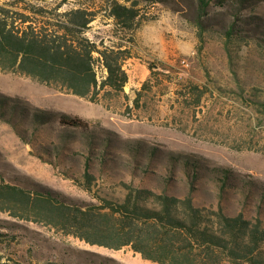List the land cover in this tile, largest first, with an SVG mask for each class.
Returning <instances> with one entry per match:
<instances>
[{
  "label": "rangeland",
  "instance_id": "rangeland-1",
  "mask_svg": "<svg viewBox=\"0 0 264 264\" xmlns=\"http://www.w3.org/2000/svg\"><path fill=\"white\" fill-rule=\"evenodd\" d=\"M26 1L53 8L61 0ZM118 1L139 10L129 35L117 32L104 0H68L62 10L80 4L96 10L99 17L88 32L90 38L107 45L120 40L131 48L132 58L124 64L128 83L122 92L105 88L82 98L57 85L0 70V96L8 97L10 104L30 112L65 113L92 131L87 136L58 120L35 125L22 116L24 110L16 117H0V180L39 184L86 204L97 202V195L122 198L123 182L158 190L159 179L166 174L165 157L174 156L198 160L206 172L197 181L199 204H209L217 195L201 192L214 190L208 174L215 168L264 184V0H213L202 19V32L196 23V0ZM234 22L243 36L227 39L226 28ZM97 66L102 82L104 69ZM108 138L112 141L105 151ZM136 143L144 150L155 148L159 157L150 163L142 157L134 162L126 146ZM86 156L95 176L92 193L79 182ZM145 169L149 174L142 180ZM177 172L174 178L179 182L182 176ZM224 196L231 212L246 207L248 217L260 215L264 220V202L255 194L230 189ZM11 223L18 228L11 229ZM0 232L15 236L2 245L8 253L25 255L30 248L29 256L41 262L59 260L72 251L115 264H158L130 247L91 245L50 225L2 211Z\"/></svg>",
  "mask_w": 264,
  "mask_h": 264
},
{
  "label": "trees",
  "instance_id": "trees-1",
  "mask_svg": "<svg viewBox=\"0 0 264 264\" xmlns=\"http://www.w3.org/2000/svg\"><path fill=\"white\" fill-rule=\"evenodd\" d=\"M25 1L0 4L1 71L18 72L42 83L57 85L82 98L94 97L105 88L117 93L124 90L128 83L124 64L132 58L131 48L120 40L107 45L102 39L90 38L88 32L99 17L96 10L85 4L62 10L68 0H61L53 8L27 5ZM196 1V23L202 32V19L208 15L213 0ZM20 3L26 8H17ZM103 6L114 20L117 32L129 35L135 30L139 18L136 5L104 0ZM235 25L234 22L226 28L227 39L243 36ZM98 63L106 70L102 82L97 76ZM9 101L8 97L0 96V117H16L24 110L22 116L35 125L58 120L67 129L79 130L87 136L92 133L77 117L30 112ZM111 141L106 140L105 151ZM143 148L141 143L126 146L134 162L142 157L150 163L159 157L155 148ZM165 159L166 174L160 177L158 190L145 184L123 182L122 198L97 195V202L86 204L39 184L0 180V211L21 220L50 225L91 245L115 250L130 247L143 259L158 264H264V220L260 215L248 217L246 207L231 212L224 196L230 189L240 190L242 194H255L264 202V184L242 181L230 170L215 168L208 174L214 190L201 189V192L205 195L217 192V195L211 203L199 204L197 181L206 175L200 161L174 156ZM91 163V158L86 156L83 180H79L80 186L90 193L95 181ZM177 171L182 176L179 182L174 178ZM143 172L139 176L142 180L149 174L147 169ZM10 228L17 229L18 224L11 223ZM14 238L0 232V264H115L99 255L72 251L59 260L41 262L29 256L28 251L33 252L30 248L25 255L8 253L2 248Z\"/></svg>",
  "mask_w": 264,
  "mask_h": 264
},
{
  "label": "built area",
  "instance_id": "built-area-1",
  "mask_svg": "<svg viewBox=\"0 0 264 264\" xmlns=\"http://www.w3.org/2000/svg\"><path fill=\"white\" fill-rule=\"evenodd\" d=\"M98 67V66H97ZM97 67H96V70H97ZM102 68H103V66H102ZM104 69V68H103ZM104 76L102 77V79H104L105 78V76H106V70L104 69ZM98 80H99V77H98ZM99 82H100V80H99Z\"/></svg>",
  "mask_w": 264,
  "mask_h": 264
}]
</instances>
